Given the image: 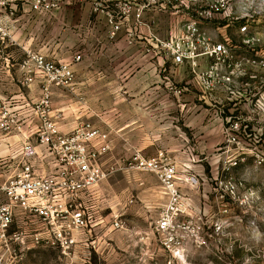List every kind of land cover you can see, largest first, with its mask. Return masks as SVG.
<instances>
[{
    "label": "rangeland",
    "instance_id": "1",
    "mask_svg": "<svg viewBox=\"0 0 264 264\" xmlns=\"http://www.w3.org/2000/svg\"><path fill=\"white\" fill-rule=\"evenodd\" d=\"M248 5L253 8L249 22L238 20L236 13L216 24L231 25L230 33L247 23L248 35L256 40L247 51L254 61L264 58V15L256 14L264 0H248ZM234 8L242 5L235 3ZM131 9L119 14L122 28L116 35L108 17L116 20L115 12L105 17L107 27L97 12L95 19L101 22L94 33L84 26L70 28L69 8L43 16L37 48L58 63H71L76 76L75 90L63 88L61 96L56 92L52 104L54 110L77 116L78 124L88 122L102 132L111 146L109 167L120 163L119 168L137 153L175 165L178 184L190 200L187 215L178 223H191L196 233L182 231L176 237L157 233V221L167 205L160 183L152 173L123 170L100 184L106 203L98 224L103 223L79 237L70 254L29 245L13 254V264H264V84L263 98L251 96L255 90L248 87L243 89L249 96L242 98V88L216 82V151L198 155V142L183 135L198 130V110H191L192 119H186V111L179 107L187 75L182 67L189 64H176L169 48L182 24L159 12H145L138 22L137 8ZM220 32L216 30V42L222 38ZM166 64H171L172 73L164 72ZM166 85L172 88L171 110L160 90ZM212 144L205 142L206 147ZM187 164L188 173L183 171ZM188 178L197 184L188 183L193 187L186 190ZM146 198L151 205L144 203ZM118 215L126 223L122 230L112 228Z\"/></svg>",
    "mask_w": 264,
    "mask_h": 264
},
{
    "label": "built area",
    "instance_id": "2",
    "mask_svg": "<svg viewBox=\"0 0 264 264\" xmlns=\"http://www.w3.org/2000/svg\"><path fill=\"white\" fill-rule=\"evenodd\" d=\"M235 3L242 8H234ZM67 4L68 0H0V55L9 44L17 45L13 38L15 24L11 21L17 8H29V13L38 17ZM117 8L116 20L108 15L113 35L122 28L118 17L125 14L124 8H137L134 18L138 22L145 12L187 17L189 21L183 23L179 33L172 35L169 48L175 63L189 64L194 73L201 57L215 58L208 72L199 76L208 91L215 88L216 82L233 84L235 70H242L243 63L235 62L231 45L214 43L201 25L232 19L236 13L240 15L238 20L249 22L253 8L248 0H119ZM256 9V14L262 17L264 8ZM240 33L245 37L243 45L252 48L256 40L248 35L247 23L240 28ZM24 52L23 85L28 87L41 80L43 95L36 109L39 124L31 136L12 154H0V264H13V254L25 251L29 245L70 254L77 247L79 237L103 223L98 224L106 203L99 190L100 184L123 170L135 169L158 178L168 202L157 221V233L172 237L182 231L195 234L191 223H178L180 216L187 215L190 204L178 184L177 167L137 153L119 168L117 165L105 168L101 160L111 152V146L98 128L91 123H81L71 133L63 134L50 114L52 88L68 89L75 84L72 64L58 63L33 49H24ZM75 60L79 62L81 57ZM249 63L264 68L263 56ZM240 74L245 75L243 71ZM10 108L6 100L0 99V144L21 125L20 115L10 112ZM185 182L197 184L190 178ZM122 217L116 216L112 224L114 230L125 228Z\"/></svg>",
    "mask_w": 264,
    "mask_h": 264
},
{
    "label": "crops",
    "instance_id": "3",
    "mask_svg": "<svg viewBox=\"0 0 264 264\" xmlns=\"http://www.w3.org/2000/svg\"><path fill=\"white\" fill-rule=\"evenodd\" d=\"M119 0H68L67 6L65 8H69V13L71 14L69 19V27L77 28L79 26H84L85 29L94 30L100 25V22H97L95 16L100 14V20L104 19L105 26L107 27V14L109 12H119L118 7ZM29 8H17L16 14L11 20L12 23L15 24V29L13 33V38L17 42V45L9 44L8 47L4 50V52L0 55V99L6 100L11 108L10 112L16 113L20 115L21 125L18 131L12 134V136L7 139L4 143L0 144V154L1 155H10L14 151L18 150L23 142L27 140L31 136L32 131L39 124V117L36 113V109L38 104L41 101L43 92H42V81H36L28 87L23 85V73L21 71V64L26 58L24 49H33L35 51L42 52V49L37 48L38 41V28L43 27V16H33L30 13ZM98 12V14H96ZM78 15H82L83 20H78ZM99 16V15H98ZM174 21L183 23L189 21L187 17H174L171 18ZM99 23V24H98ZM219 26V27H218ZM101 27V26H100ZM231 25L229 24H216V22H205L201 25L202 31L210 35L213 39L214 43H223L228 42L235 54V62L243 63L242 70L236 69V76L234 78L233 84L240 88L248 87V89H254L255 92L251 95L253 97L263 98V70L252 69L251 64L249 63L252 59L250 57L249 51L251 47L243 45L244 36L240 33L239 29H235L229 33V28ZM216 30L221 31L222 35L216 42ZM230 36V37H229ZM107 39V38H106ZM149 42H153L149 40ZM46 55V54H45ZM216 62L215 58L210 57H201L198 60V68L193 72L190 65H186L184 70H186V76H184V87L181 88L182 98L180 108L185 110L187 115L186 119H192L193 116L189 117L191 110H198L196 121L199 124V128L196 133L188 132L184 133L185 140H196L197 143V154L201 156H205L206 152L216 151V85L212 91L206 90L202 82L199 78L201 74H205L210 69V66L214 65ZM167 65V64H166ZM183 70V69H182ZM172 73L171 64H168L164 72ZM243 71L245 75L240 74ZM225 73V71H224ZM195 82V83H194ZM216 82V81H215ZM170 85H166L163 89H160L161 92L165 94V102L166 107L170 110L173 108V93ZM63 88L58 89L55 87L52 88V96L58 92L63 93ZM72 91L75 88H71ZM156 92V91H155ZM154 92V93H155ZM239 95L242 98H246L249 96L247 91L242 90ZM59 96H61L59 94ZM247 101V100H244ZM134 101H132L133 103ZM248 102V101H247ZM214 112V115L210 116V112ZM51 116L54 118L58 129L63 134H69L79 125L77 122V116L74 114L66 113L62 108L54 110V106L52 104V112ZM88 123V122H85ZM206 140H210L213 144L208 145L206 147ZM212 148V149H211ZM190 149L187 150L186 153H189ZM200 153V154H199ZM112 152L106 155L102 160V165L108 166L109 157ZM108 158V162H104V160ZM120 163H117V165ZM111 167V166H110ZM186 169H183L186 173H188L190 166L187 164ZM105 168H109L105 167ZM199 169L200 167H195ZM202 171V170H201ZM157 178V177H156ZM158 180V178H157ZM159 182V180H158ZM160 183V182H159ZM183 187V186H182ZM185 189H191L193 186H189L188 183H184ZM194 189V188H193ZM198 189V186L196 187ZM185 197L187 196V191H182ZM162 193V192H161ZM164 199L166 204L168 202V198L166 194L163 192ZM188 200V204L190 200ZM144 203L147 206L152 203L148 198L144 199ZM166 206V205H165ZM164 206V207H165Z\"/></svg>",
    "mask_w": 264,
    "mask_h": 264
}]
</instances>
